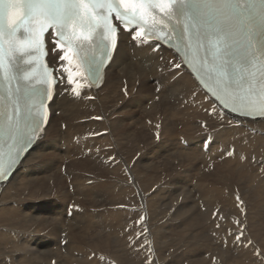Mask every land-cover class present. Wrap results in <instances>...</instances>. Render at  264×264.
Segmentation results:
<instances>
[{
  "label": "bare ground",
  "instance_id": "1",
  "mask_svg": "<svg viewBox=\"0 0 264 264\" xmlns=\"http://www.w3.org/2000/svg\"><path fill=\"white\" fill-rule=\"evenodd\" d=\"M55 54L53 64L63 80L50 104L47 131L10 181L0 184V264H182L176 257L184 255L188 264H222L206 257L205 246L193 248L198 255L176 254L200 233L192 222L211 223L215 211L222 219H214L210 228L222 224L216 234L225 242L224 224L238 228L243 222L252 243L234 242L231 250L244 259L239 264H264L255 242L261 237L264 249V118L248 120L227 111L222 118L210 115L189 70L159 71L172 59L171 50L150 43L139 47L128 34L119 41L104 85L83 89L80 98L61 67L67 62L56 58L59 50ZM113 156L116 163L109 159ZM213 160L219 161L214 169ZM233 174L246 186L236 189L228 178ZM195 175L201 176L193 184ZM246 187L251 194L240 196ZM149 189L153 193L145 196ZM134 192L141 212L130 210L136 206ZM169 206L173 210L163 212ZM142 215L146 224L138 223ZM140 232L147 241L132 243ZM158 235L172 240L162 242L161 252Z\"/></svg>",
  "mask_w": 264,
  "mask_h": 264
},
{
  "label": "snow or ice",
  "instance_id": "2",
  "mask_svg": "<svg viewBox=\"0 0 264 264\" xmlns=\"http://www.w3.org/2000/svg\"><path fill=\"white\" fill-rule=\"evenodd\" d=\"M121 32L139 47L172 49V59L159 71L189 70L210 115L264 117V0H0V182L10 181L50 123L49 101L63 76L54 75L57 69L43 59L45 37H52L53 53L59 49L56 58L67 62L61 67L80 98L83 89L100 88ZM123 92L128 96L127 87ZM197 95L193 89V99ZM155 137L160 140V131ZM236 200L244 203L238 195ZM213 218L222 219L218 211ZM139 222L146 224L143 216ZM237 223L228 234L235 243L251 244L243 222ZM141 238L148 239L144 232L129 239Z\"/></svg>",
  "mask_w": 264,
  "mask_h": 264
},
{
  "label": "rangeland",
  "instance_id": "3",
  "mask_svg": "<svg viewBox=\"0 0 264 264\" xmlns=\"http://www.w3.org/2000/svg\"><path fill=\"white\" fill-rule=\"evenodd\" d=\"M182 158V157H181ZM187 158V157H186ZM194 158V157H193ZM78 159H76V161H77ZM198 160V159H197ZM163 161V160H162ZM215 161H217V162H215ZM218 160H213V163H211L212 164V167H213V169L214 168H216L215 166H217L218 165ZM98 163V162H97ZM183 163H185V162H183ZM155 164V163H154ZM210 168H211V166H210ZM227 169H230V168H227ZM225 173V175L226 174H228V173H226L227 171H224ZM235 174H233V176H234ZM201 175H195V177H194V179H193V184H195V183H197L198 182V177H200ZM230 176V177H229ZM232 175H228V178H229V181H233V184H234V187H236V189L237 188H239V187H245L246 186V182H244V181H242V180H240V178H239V176H237V175H235L234 177H233ZM126 176H124L123 178H125ZM231 177H233V178H231ZM230 178H231V180H230ZM238 178V179H237ZM233 179V180H232ZM240 181V182H239ZM125 182H127V186H129V187H132L133 188V190H135V187L133 186V184H131L130 183V181H128V180H126ZM191 183V184H192ZM242 183V184H241ZM245 184V185H244ZM237 185H239V186H237ZM244 185V186H243ZM151 191V192H150ZM153 189H149L148 191H146V192H144V194H145V196H147V195H150V194H152L153 193ZM241 193H240V196H247V197H249V194H251V188L249 187H246L245 188V190L244 191H240ZM131 197H132V201H133V203H134V205H136L135 206V208H133V209H130V210H132V211H135V212H141V208L140 207H138V206H140V203L139 202H137V199L139 198H135V196H137L136 194H135V192H134V194L132 193V195H130ZM134 197V198H133ZM135 200V201H134ZM196 201H197V199H195ZM136 203V204H135ZM138 203H139V205H138ZM195 203H197V202H195ZM140 208V209H139ZM164 210H163V212L164 211H169V212H171L172 210H173V206H169L168 207V209L166 208H163ZM201 209V208H200ZM138 210V211H137ZM162 211V210H161ZM264 211V210H263ZM159 212H160V210H159ZM237 212V211H236ZM161 213V212H160ZM159 213V214H160ZM241 215V213H239V212H237V215ZM145 215V214H144ZM144 215H142L143 217H144V220H146V216H144ZM243 215V214H242ZM160 216H161V214H160ZM159 216V217H160ZM169 215H167V217H168ZM158 217V218H159ZM162 217H163V215H162ZM167 217H165V218H167ZM170 217V216H169ZM168 217V218H169ZM149 218V217H148ZM147 218V219H148ZM177 219H181V217L179 218V217H177ZM171 220V219H170ZM214 219H212L211 220V223H212V221H213ZM147 221V220H146ZM150 222V221H149ZM160 222H162V220L160 221ZM150 223H152V225L154 226H158L157 225V223H155V222H150ZM194 225H195V229L194 230H196V231H200V233H198L195 237H197V238H193L192 239V241H191V239L189 240V242H188V246L186 247V248H183V247H181V248H177L176 249V254L177 255H181L182 253H185L186 251L187 252H191V250H192V252L191 253H193L194 252V254L195 255H198V253L197 252H195V249H193L194 247H199V246H201L202 248H204L203 246H205V248L204 249H206L207 250V256L206 257H213L214 259H215V257H216V259H215V261L217 262V263H222V264H239L240 262H242V261H244V259H240V258H238V256H236V254H234V252L231 250L232 248H234V246H235V244H234V240H232V242L230 241V242H227V241H229V240H231V239H234V237L233 236H231V235H229V234H227L228 233V230H231L232 232H235L236 230H237V228L235 227V225H233L232 223H229V225H228V223H225L224 224V227H226L227 228V226H228V228H227V231L225 232L224 231V233H225V236H227L226 237V242H225V239L223 240L221 237H219V236H217V232H216V230L218 231V233H221V225L222 224H220V228H217L216 229V224H214L213 225V228H210L211 226V223H210V221H208V222H206L204 225H202L201 226V224H199L198 226H197V222L196 221H194V222H192ZM158 224H159V221H158ZM231 224V225H230ZM160 225V224H159ZM225 225H227V226H225ZM154 226V227H155ZM77 228H79V226H76ZM205 227V228H204ZM211 229V232H209L208 234H206V231H209L210 229ZM234 227V228H233ZM197 228V229H196ZM232 228V229H231ZM202 229V230H201ZM215 229V230H214ZM204 230V231H203ZM93 231H96V229H94ZM213 231V232H212ZM215 231V232H214ZM250 232V231H249ZM165 233V234H164ZM213 233H215V235H213ZM251 233V232H250ZM254 233V232H253ZM163 234H164V236L166 237V236H168L169 235V231L167 230H163ZM262 235H264V231L261 233ZM200 235V236H199ZM108 239H110V238H108ZM200 239V240H199ZM218 239H220V240H218ZM111 240V239H110ZM164 240H166L165 238H163V236H160V235H158V245L157 246H159L158 247V250L161 252L162 250H164V248H165V246L164 245H161L162 244V242L164 241ZM168 240V243L169 242H171L172 240H170V239H167ZM167 240L165 241L166 243H167ZM210 240H212V241H210ZM112 241V240H111ZM149 241V240H148ZM262 240H261V237H258L257 239H255V242L257 243V246H258V250H259V254H260V252H263V254H264V249H263V247H261V243L263 244V242H261ZM176 242H178V241H176ZM218 242V243H217ZM224 242H225V246H224ZM212 243V244H211ZM222 244L221 245V247H219V244ZM226 243H228V244H226ZM231 243H233V244H231ZM209 244V245H208ZM85 246V245H84ZM223 246H224V248H223ZM208 247V248H207ZM210 247V248H209ZM161 249V250H160ZM209 249V250H208ZM220 249V250H219ZM224 249V250H223ZM227 249V250H226ZM212 250V251H211ZM222 250H223V252H222ZM217 251V252H216ZM227 251L229 252V253H227ZM214 252H215V254H214ZM172 253V252H171ZM220 253H221V255H220ZM232 253V254H231ZM161 254V253H160ZM226 254V255H225ZM231 254V255H230ZM160 255H159V253H158V257H159ZM163 256V255H162ZM224 258H223V257ZM164 257V256H163ZM205 257V256H204ZM219 257V258H218ZM221 257V258H220ZM233 257H236V258H233ZM260 257L262 258V256L260 255ZM177 258V260H178V263H182V264H188V261L187 262H184V259H185V255L182 257V258H180V257H176ZM198 258H200V257H198ZM228 258V259H227ZM247 258V257H246ZM195 259H197V258H195ZM223 259L224 260H226L227 261V263L224 261V263H223ZM231 259V260H230ZM235 259H236V261H235ZM239 259H240V261H239ZM263 259V258H262ZM190 262H191V260H192V257L191 258H189L188 259ZM218 260H221V261H218ZM230 260V261H229ZM199 261H201L200 259H199ZM233 261H235V262H233ZM60 263H61V260L59 261ZM202 263V262H201Z\"/></svg>",
  "mask_w": 264,
  "mask_h": 264
}]
</instances>
